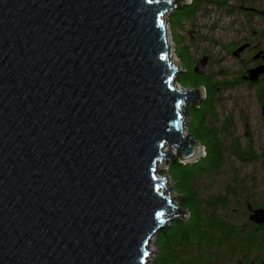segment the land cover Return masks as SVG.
Wrapping results in <instances>:
<instances>
[{"label":"water","instance_id":"water-1","mask_svg":"<svg viewBox=\"0 0 264 264\" xmlns=\"http://www.w3.org/2000/svg\"><path fill=\"white\" fill-rule=\"evenodd\" d=\"M184 1L0 0V264H148L187 218L157 176L205 152L185 129L204 91L168 59Z\"/></svg>","mask_w":264,"mask_h":264},{"label":"flooded vegetation","instance_id":"flooded-vegetation-1","mask_svg":"<svg viewBox=\"0 0 264 264\" xmlns=\"http://www.w3.org/2000/svg\"><path fill=\"white\" fill-rule=\"evenodd\" d=\"M190 2L192 0L184 1L181 4ZM228 2V0H204L202 4L222 8L225 19L231 16V11L240 12L244 18L240 26L246 30L251 28L255 21L259 25L262 20L264 21V0H235L232 6ZM262 35L261 32L259 34L254 29H250L247 37L244 34L237 43H233L227 40L225 31V45L223 46L225 70L221 69L219 72L214 71L213 68L210 72V68L217 61L214 62V59L207 54L201 55L190 65L185 62L184 68L181 70V73H186L193 81L201 80L205 83L203 86L195 87L203 89V99L197 105L190 106L189 112L192 108L199 109L201 107L203 100L208 99L211 87H215L216 91L214 105L218 103L219 94L223 91H225V102L229 99V94L226 92L241 85L253 91L250 96L255 107H246L247 103L243 100L238 110L234 109L237 113L225 111L222 121L219 119L215 121L210 115L204 118L206 128H216L217 137L225 141L222 144L224 160L226 153L239 161L240 164L237 168H232L233 172H238V174H233L231 183L225 186L227 203L230 204L232 200V203H236L231 215L232 219L235 218L234 221L230 218L231 216L224 218L227 226L235 225L239 230L238 242L229 236L225 239L228 242L227 248H231V243L236 245L237 264H264V221L257 222L252 219L256 211L264 210V146L257 152L260 146L259 141H256L257 138L259 140L264 138V72L260 73L256 80L246 79L248 70L264 66V46L262 45L264 33ZM203 56H206L203 72H194L197 60ZM230 58L238 65V70L234 73L226 69ZM221 76L225 78L220 81ZM253 109L255 110L253 111ZM251 122H254L256 126L251 125ZM239 125L242 130L240 135L236 133ZM202 132L205 133L203 130ZM225 167V163H223L221 168ZM221 247L224 249L225 243ZM202 248L211 247L203 246ZM195 250H197L196 246ZM229 259L227 258L226 264H230Z\"/></svg>","mask_w":264,"mask_h":264},{"label":"trees","instance_id":"trees-1","mask_svg":"<svg viewBox=\"0 0 264 264\" xmlns=\"http://www.w3.org/2000/svg\"><path fill=\"white\" fill-rule=\"evenodd\" d=\"M203 1L192 0L189 4H181L172 10L173 13L168 16L170 31L171 25L175 30L181 25V21L192 19ZM178 55L184 64L187 59L185 49L179 48ZM177 81L185 88L205 84L201 80L193 81L186 73L178 74ZM214 96L215 87H211L209 97L203 100L201 107L192 108L190 112L188 110V121L185 125L186 132L204 147V156L193 164H182L177 159L168 163L167 171L173 190L180 197L178 206L187 213V218L169 222L155 234L156 251L152 264H223L227 258L237 254L236 245L231 243V248H227L228 242L225 239L229 236L238 242V228L235 225L227 226L223 216L215 214V210L228 204L225 193L203 197L194 185L197 176L204 172H217L224 163L223 143L217 137L216 128H206L204 124L207 115L215 121L218 119ZM223 243L224 249L221 247ZM203 246L211 248L204 249Z\"/></svg>","mask_w":264,"mask_h":264},{"label":"rangeland","instance_id":"rangeland-1","mask_svg":"<svg viewBox=\"0 0 264 264\" xmlns=\"http://www.w3.org/2000/svg\"><path fill=\"white\" fill-rule=\"evenodd\" d=\"M228 1V4L230 6L234 5L235 0ZM172 13L173 11L170 12V15ZM242 16L243 15L240 12L231 11V16L225 19L224 10L222 8L211 5L209 6L207 4L201 5L199 11L194 15L192 19H185L181 21V25L177 26L175 30L171 25V46L169 48L168 58L172 55L171 60L178 64L180 63V69H183L184 64L182 60H180L178 51L179 48L183 50L185 49L187 53L186 63L188 65H190L201 55L207 54L214 59V62L217 61V63L215 65L213 64V66L210 68V72H212L213 68L214 71L219 72L221 71V69L225 70V53L223 50V46L225 45V31L227 34V40L233 43H237L240 40V37L244 34H246L247 37V35L250 33V29H254L255 31L259 32V34L261 32V35L264 33L263 20L260 25L257 24V21H255L252 24L251 28L246 30V28L243 29L240 26L241 22L244 19L242 18ZM166 19H168V16L166 17ZM225 20L227 21L225 22ZM243 31L244 33H241ZM262 45L264 46V38L262 40ZM226 69L234 73L238 70V65L230 58V61L226 64ZM222 78L225 77L221 76L219 80L221 81ZM252 92L253 91L250 88H244L241 85L233 90H229L226 92L229 94V99L226 102L225 91L221 92L219 94L220 98H218V103L214 105L219 121H222L224 119L225 111L231 113L232 111H234V109L238 110V107L243 100H245V102L247 103L246 107H255V105L252 104V99L250 96ZM254 110L255 109H253V111ZM234 112L237 113V111ZM252 114L254 115L253 112ZM187 121L188 118H186L185 120V125ZM253 123L254 122H251L250 124L256 126V124ZM241 132L242 130L239 125V127L236 129V133L240 135ZM256 141H259V149L258 146L256 147L258 149L257 152H259L260 148L264 146V138H261L260 140L259 138H257ZM222 143H225V141L223 140ZM224 163L226 166L224 169L220 168L219 170H217V172H204L203 174L197 176L194 185L197 191L201 195H203V197L206 195H217L225 193V186L231 183L230 181H232V175L238 174V172L234 173L232 168H237L240 165L239 161L235 160L234 158H232V156L225 153ZM165 166L166 163L163 164V168L160 167L161 170L159 172H164L165 175H168ZM170 183H172V181L170 182L169 180L168 186ZM179 199L180 197H175L172 199V201L174 204L178 205ZM232 201L224 208L215 210V214L218 216H223V218L231 216L233 213L232 209L236 207V203H232ZM230 218L232 219V216ZM234 218L232 219L233 221ZM148 249L150 252L148 264H152V259L156 251L154 247V238L150 240ZM229 260L230 264H237L238 255L236 254L235 256L230 257Z\"/></svg>","mask_w":264,"mask_h":264},{"label":"built area","instance_id":"built-area-1","mask_svg":"<svg viewBox=\"0 0 264 264\" xmlns=\"http://www.w3.org/2000/svg\"><path fill=\"white\" fill-rule=\"evenodd\" d=\"M169 16V14L166 15V17ZM166 38H167V42H169L170 44V40H171V37H170V26H169V21L167 19V22H166ZM169 39V40H168ZM171 46V45H168V47ZM170 48V47H169ZM169 48H168V55H169ZM172 56V55H171ZM175 65H177V69L179 72H181L182 69H180V63H176L175 62ZM176 85H177V88L178 89H185V87H182L178 82H176ZM164 164V163H163ZM161 163L158 164V168H159V171L161 170ZM166 171L168 169V163H166ZM168 172V171H167ZM158 177H165L167 179V182L170 180L171 182V179L169 177V175H165V173L163 172H158L157 174ZM153 239V238H152ZM150 253V252H149Z\"/></svg>","mask_w":264,"mask_h":264},{"label":"bare ground","instance_id":"bare-ground-1","mask_svg":"<svg viewBox=\"0 0 264 264\" xmlns=\"http://www.w3.org/2000/svg\"><path fill=\"white\" fill-rule=\"evenodd\" d=\"M168 40H169V39H168ZM167 44L170 45L169 42H167ZM169 47H170V46H169ZM169 47H168V48H169ZM168 59L171 61L172 64H173V63L175 64V62H174L173 60H171V56H169Z\"/></svg>","mask_w":264,"mask_h":264}]
</instances>
